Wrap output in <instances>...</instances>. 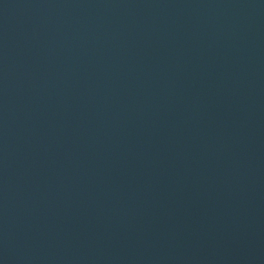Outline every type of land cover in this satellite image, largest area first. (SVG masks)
<instances>
[{
  "label": "water",
  "instance_id": "95a60500",
  "mask_svg": "<svg viewBox=\"0 0 264 264\" xmlns=\"http://www.w3.org/2000/svg\"><path fill=\"white\" fill-rule=\"evenodd\" d=\"M0 264H264V0H0Z\"/></svg>",
  "mask_w": 264,
  "mask_h": 264
}]
</instances>
